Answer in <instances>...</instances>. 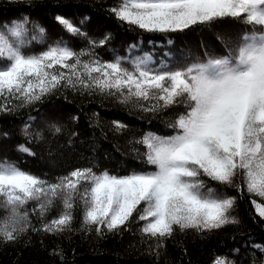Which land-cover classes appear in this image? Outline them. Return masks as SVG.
Segmentation results:
<instances>
[{
  "label": "snow or ice",
  "instance_id": "1",
  "mask_svg": "<svg viewBox=\"0 0 264 264\" xmlns=\"http://www.w3.org/2000/svg\"><path fill=\"white\" fill-rule=\"evenodd\" d=\"M109 11L149 33L207 30L221 18L264 26V0H119ZM57 21L68 33L85 35L69 20ZM27 22V17L13 21L5 26L7 34L0 32V61L8 62L0 64V112L34 105L61 88L115 97L143 112L178 111L167 122L170 134L150 132L135 141L146 149L144 168L130 174L96 172L89 166L49 182L15 163L0 162V208L7 210L0 220V239L12 242L31 226L28 211H22L30 200L39 202L35 211L40 217L57 198L62 203L59 217L35 231H71L77 196L86 228L95 226L97 233L124 229L135 213V219L147 221L141 233L156 239L158 246L176 229L204 233L239 224L230 214L237 197L218 192L209 180L238 191L246 186L254 215L264 219V31L234 38L216 58L156 68L145 55L132 60L130 69L122 58L105 62L96 55L95 48L107 38L89 40V47L80 51L61 42L28 55ZM113 123L116 131L126 127ZM17 150L34 155L23 145ZM252 247L264 253V246ZM213 264L234 262L217 257ZM253 264L264 261L253 256Z\"/></svg>",
  "mask_w": 264,
  "mask_h": 264
},
{
  "label": "trees",
  "instance_id": "2",
  "mask_svg": "<svg viewBox=\"0 0 264 264\" xmlns=\"http://www.w3.org/2000/svg\"><path fill=\"white\" fill-rule=\"evenodd\" d=\"M118 2L0 0V32L7 34L6 25L10 27L13 21L27 17L24 52L28 55L41 54L61 42L80 51L89 47V40L98 42L107 38L102 47L95 48L96 55L105 62L122 58L124 66L131 69L130 62L145 55L152 57V66L156 68L205 60L209 56L216 58L225 54L224 45H230L234 38L253 30L264 31V26L247 25L242 18H221L207 30L193 27L178 33H149L119 21L109 11ZM57 17L69 20L85 35L68 33ZM7 63L6 59L0 61ZM177 111L169 108L156 113L143 112L131 104L119 103L115 97L61 88L34 105L0 112V162L15 163L26 173L49 182L89 166L96 172L130 174L144 168L142 153L146 149L135 141L150 132L170 134L167 122ZM114 121L126 127L116 131ZM26 125L29 135L24 132ZM53 125L60 131L56 132ZM36 133L41 136L37 138ZM19 145L34 155L18 151ZM236 183L240 184V180ZM208 184L225 196L237 197L230 214L239 224L204 233L176 229L158 246L156 239L141 233L147 221H138L135 213L124 229L105 228L97 233L95 226L86 228L78 196L71 210V231H35L59 217L62 203L57 198L40 217L35 211L39 202L30 200L22 211H28L31 226L12 242L0 239V264H213L217 257L234 264H253V256L258 262L264 261V253L252 247L264 246V219L254 215L253 197L246 186L242 185L238 191L210 180ZM255 199L260 202V198ZM6 216L7 210L0 208V220Z\"/></svg>",
  "mask_w": 264,
  "mask_h": 264
},
{
  "label": "rangeland",
  "instance_id": "3",
  "mask_svg": "<svg viewBox=\"0 0 264 264\" xmlns=\"http://www.w3.org/2000/svg\"><path fill=\"white\" fill-rule=\"evenodd\" d=\"M258 202V201H257Z\"/></svg>",
  "mask_w": 264,
  "mask_h": 264
}]
</instances>
